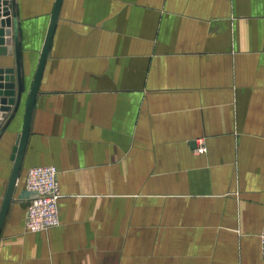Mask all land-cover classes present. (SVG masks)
Returning <instances> with one entry per match:
<instances>
[{"label":"crops","instance_id":"1","mask_svg":"<svg viewBox=\"0 0 264 264\" xmlns=\"http://www.w3.org/2000/svg\"><path fill=\"white\" fill-rule=\"evenodd\" d=\"M14 1L24 91L0 210L56 4ZM43 164L61 223L30 232L27 172ZM263 229L264 0H62L0 264H264Z\"/></svg>","mask_w":264,"mask_h":264},{"label":"water","instance_id":"2","mask_svg":"<svg viewBox=\"0 0 264 264\" xmlns=\"http://www.w3.org/2000/svg\"><path fill=\"white\" fill-rule=\"evenodd\" d=\"M61 4L62 0H56L39 67L37 69L33 86L27 101L24 127L13 147L12 159L14 161V166L4 196L3 204L0 210V236L5 224L10 205L12 203L14 191L22 169L23 159L30 134L33 109L35 106L45 64L53 40V35L59 17ZM7 53H15L17 66L16 68H0V113L2 114L0 115V123H2V118L6 116V113L12 110L13 105L14 108L10 116L8 117L6 123L3 125L2 132L0 133V139L3 135V132L8 128L11 121L14 119L20 107L24 91L18 18L16 4L14 0H0V54Z\"/></svg>","mask_w":264,"mask_h":264},{"label":"built area","instance_id":"3","mask_svg":"<svg viewBox=\"0 0 264 264\" xmlns=\"http://www.w3.org/2000/svg\"><path fill=\"white\" fill-rule=\"evenodd\" d=\"M206 149L204 143L198 147L200 152ZM58 172V167L53 164L35 165L28 169L26 187L32 197L26 213V227L30 232L44 231L61 223ZM261 245L264 256V229Z\"/></svg>","mask_w":264,"mask_h":264}]
</instances>
